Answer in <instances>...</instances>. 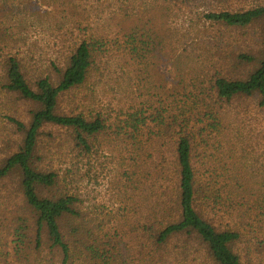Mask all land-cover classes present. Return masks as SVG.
<instances>
[{"label": "trees", "instance_id": "obj_1", "mask_svg": "<svg viewBox=\"0 0 264 264\" xmlns=\"http://www.w3.org/2000/svg\"><path fill=\"white\" fill-rule=\"evenodd\" d=\"M234 1L0 29V90L29 105L0 158V264H264V0ZM85 176L109 178L116 207L87 200Z\"/></svg>", "mask_w": 264, "mask_h": 264}, {"label": "rangeland", "instance_id": "obj_2", "mask_svg": "<svg viewBox=\"0 0 264 264\" xmlns=\"http://www.w3.org/2000/svg\"><path fill=\"white\" fill-rule=\"evenodd\" d=\"M3 3H5L8 9H11L13 16L8 19L2 15L3 13H1L0 29H7L5 32H8L9 35L13 36V34L18 31L16 30L15 24L17 23V14L19 12L23 14H32L37 12L40 13V15L48 12L53 13V16L56 17L58 23L54 24L52 29H57L58 25H67L69 20H81L85 17L83 19V22L85 23L84 26L91 25L92 27H100L104 30L106 24H108V16L111 11H114L115 9L117 10L116 3L118 2L117 0H106L103 2V6L99 5L95 7V9L98 8V11L91 12L90 16L86 15L84 8L81 5H72L69 0H0V7ZM226 4H231V1ZM233 4L247 6L249 2L246 0H235ZM198 7L200 10H203L206 8V5L203 4ZM88 9L90 10L91 8L88 7ZM173 14H175V12ZM31 21L40 26V33L37 34L45 37L50 35L48 33H42L51 30L49 25H44L34 19ZM42 28H44V30H42ZM114 28H117L115 24L113 25V29ZM32 30L34 31L33 27ZM28 110L29 105L26 102L19 100L14 95L5 94L0 90V158L4 155L12 153L17 147L16 144L20 135L15 124L12 122V118L16 117L26 119ZM98 180H101L100 185H95L96 183L94 181L90 182V178L88 176L82 178L81 184L85 198L101 208L116 207L114 202H112V191L109 189L108 185L106 187L103 186V184H105V182L107 184L110 179L108 178L103 180L101 176ZM7 182L12 183L11 180L0 182V190L3 185L7 184ZM9 186L12 185L9 184ZM95 188H98V193L94 191Z\"/></svg>", "mask_w": 264, "mask_h": 264}]
</instances>
